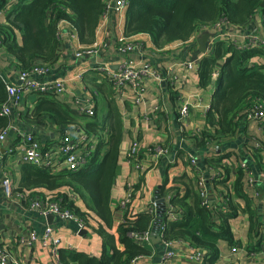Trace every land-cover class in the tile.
I'll use <instances>...</instances> for the list:
<instances>
[{"label": "crops", "instance_id": "1", "mask_svg": "<svg viewBox=\"0 0 264 264\" xmlns=\"http://www.w3.org/2000/svg\"><path fill=\"white\" fill-rule=\"evenodd\" d=\"M126 12L127 10L119 12L112 6L106 16L100 18L96 30V40L103 41L104 46L99 49L97 54L89 57L77 58L75 56L76 50L82 44L74 26L69 23L64 24L68 35L58 39V56L54 62L49 63L52 75L70 78L67 85L68 93L60 97L56 96L57 102L78 114L79 106L85 100L91 99L95 115L88 117L96 122L95 127H98V131L103 132L105 140L111 139L113 131L119 132L122 136L120 167L113 184L111 198L116 226L110 231L114 232L117 225L124 220L125 214L119 208V203L126 196L128 184L133 187L134 197L130 205L135 212L146 211L148 206L156 200L158 211L164 217L167 210L171 208L170 199L171 192H174L173 187L179 186L180 193L186 194V186L174 181L176 177L183 174L198 177L202 172L208 181L211 206L228 210V208L222 207L224 204L222 191L226 189V186L223 183L220 184L221 179L216 175H223V179H226V175H228L229 181L226 182V185L233 184L238 176V168H242L240 163L243 161H247L256 172L264 171V147L260 149L254 146V138L264 140V131H258L255 123H250L247 127V122L243 121L235 136L211 140L207 146L198 143L197 137L201 136L197 129L201 130L206 126L207 110L211 105L212 95L217 86L216 82L206 87L202 86L199 75L201 63L212 50L208 49V43L206 52H202L198 41H173L160 48L156 46L149 33L130 36L144 48L148 56L146 57L151 60L154 67L159 69L171 82L166 86H159L150 78L145 77V100L142 103L134 102L129 91H126L122 97L107 80L105 73L101 70L97 71L96 67L107 63L112 69H117L122 56L118 49V37L125 33ZM0 19L5 23L8 19L7 11L3 7H0ZM263 22L264 16L258 12L243 25L224 23L219 29L211 28L210 31L213 33L228 32L234 40L241 43L247 41L249 34L256 33L264 41ZM19 41H22V36H19ZM1 43L2 38L0 42V78L5 84L6 81L18 83L22 67ZM130 57L140 58L137 52L131 53ZM35 62V65L45 63L41 59H37ZM189 62L192 63V67L187 65ZM223 62L224 60L220 59L217 62L218 67L222 66ZM217 77L214 76V80ZM39 97V95L28 93L21 104L13 106L11 114L6 116L9 124H17L21 132L13 130L8 134L0 156V235L6 246L14 251L22 264H62L60 259L62 249L100 257L103 252V239L94 229L98 227L100 219L90 212L91 210L88 209L82 197L76 194L78 197L75 199L69 195L68 191L72 192L69 187L62 186L57 191L66 192L77 206L92 213L90 214L92 216L89 222L90 226L85 228L86 234H81V229L74 220L62 219L53 214L45 215L41 210L31 207L33 200L42 198H29L32 192L48 195L53 190L46 187L28 190L23 185V176L29 170H34L35 167L20 160L17 149L20 137H22V133L36 135L45 150L46 147H50L60 140L65 128H61L51 115L34 116L33 110ZM159 100L163 105L162 111L157 113L155 106ZM182 100L198 104V106L190 107V114L185 121L184 130L181 129L177 121L178 109ZM79 126L83 132H88L90 137L88 143L93 154L98 150L97 135L94 132H89L84 123ZM134 140H140L144 145L161 143L168 146L170 152L159 163H152L150 155L143 147L141 155L145 159L147 167L145 171H139L126 159V151ZM91 143L94 147L91 146ZM12 147L16 148L13 153L9 151ZM108 147L109 145L106 144L101 150L102 153ZM82 148H85V145L78 148L79 153L82 152ZM189 151H193L197 155L201 170L190 166L186 158ZM221 154L225 156L222 159L223 165L208 163V161L215 160L214 158H221ZM52 155L56 162L58 160L59 162H55V168H49L51 173L65 171L61 164L60 152H52ZM89 161L90 159L88 163ZM228 166L232 169L231 173L225 170V167ZM5 171H8L13 177L15 193L11 197L7 196L2 184V176ZM242 171L244 172V191L250 198L254 215L258 214L260 220L255 216V220L252 222L251 213L243 210L246 201L240 197L236 199L237 205H239L238 215L231 220L235 243L231 245L225 239L219 242L220 253L217 264H264V197L263 194L260 197L254 195L255 190L248 184L247 173L243 168ZM257 186L261 188L260 184ZM22 190H25V193H21L22 195L19 196ZM53 194L55 195L56 192L53 191ZM49 215H53V217L50 219ZM48 226L53 227L54 235L59 238L58 245L43 246L39 242L29 243L31 233L34 232L42 236ZM172 242L166 246L161 239L156 242L152 240L151 244L146 245L151 249V253L143 257L142 264H159L162 262L164 254L172 249L176 252H190L192 249L188 240ZM234 247L236 250H233ZM199 250H206L207 255L209 253L205 248ZM167 264H211V261L208 256L200 261L186 259V257L182 260L175 257Z\"/></svg>", "mask_w": 264, "mask_h": 264}, {"label": "trees", "instance_id": "2", "mask_svg": "<svg viewBox=\"0 0 264 264\" xmlns=\"http://www.w3.org/2000/svg\"><path fill=\"white\" fill-rule=\"evenodd\" d=\"M109 0H0V7L7 11L6 23L0 19L2 46L14 56L22 69H30L35 60L52 63L58 56V23L66 20L76 29L82 45L96 41V30ZM125 35L149 33L156 46L164 47L173 41H188L199 30L212 27L224 20L231 25H243L256 13L264 16V0H128ZM264 26V22H263ZM264 29V27H263ZM22 36V41H19ZM223 59L222 66L217 62ZM217 65V66H216ZM220 70L214 80V72ZM202 86L216 82L211 105L207 110V122L200 131L198 143L206 145L209 141L235 136L245 120L247 111L256 105L264 106V47L239 50L234 44L224 40L215 43L210 54L206 55L199 68ZM111 85H113L110 82ZM112 87V86H111ZM113 89V88H112ZM33 110L34 116L51 115L62 128L69 124H85L89 132L97 135L98 142L89 163L78 170L51 173L49 168L34 166L23 176V185L28 190L46 187L56 192L54 198L64 208L83 217L90 226V214L99 219L95 231L103 239V252L100 257L67 249L60 251L62 264H131L136 257H146L151 249L131 237V232L153 231L156 215L148 210L134 214L132 205L124 210V220L117 225L114 221L112 188L119 172L121 156V134L113 131L111 139L105 140L102 131L95 127L90 115L77 114L58 103L56 96H41ZM58 97V96H57ZM10 100L7 88L0 78V108ZM95 115V114H94ZM93 116V115H92ZM94 117V116H93ZM7 117L0 116V132L9 126ZM62 131V130H61ZM109 147L102 153L101 150ZM208 161L211 165H221L222 159ZM224 161V160H223ZM223 165V164H222ZM231 173V167H225ZM146 173V172H145ZM144 173V174H145ZM223 173V172H222ZM238 176L233 184H227L228 175L220 177L224 204L222 207L202 205L198 177L186 174L174 181L186 186V194L180 187H173L170 199L178 220L165 213L162 218L166 225L165 238L170 241L188 240L197 249H207L211 264H217L223 239L235 243L231 220L236 218V199L246 201L245 211L251 213V221L259 215L253 212L250 198L244 191V172L238 168ZM62 186L82 197L89 211L82 210L66 193L57 191ZM170 192V191H169ZM25 193V190L20 191ZM46 195L32 192L29 198ZM134 197V192H133ZM133 199V198H132Z\"/></svg>", "mask_w": 264, "mask_h": 264}, {"label": "built area", "instance_id": "3", "mask_svg": "<svg viewBox=\"0 0 264 264\" xmlns=\"http://www.w3.org/2000/svg\"><path fill=\"white\" fill-rule=\"evenodd\" d=\"M112 6L117 11L124 12L129 6V1L109 0L106 3V8L103 17L106 16V13ZM224 23L227 22L222 20L212 27H207L202 30H199L191 36L189 41H197V37L203 31L210 30L211 28L219 29L221 26H223ZM64 24H68V21L61 20L58 23L57 35L59 40L68 35L67 31L64 29ZM219 40H224L229 43H232L239 50L254 47H264V41L256 33L249 34L247 36V41L245 43H241L238 42V40L236 39L234 40L232 35L228 32H217L214 33L213 37L208 42V49H212L215 43ZM102 46H104V42L98 40H96L91 45H80V47L75 52V56L77 58H82L95 55L99 52V49ZM118 49L121 52L122 56L118 62L117 69H112L111 66L107 63H102L98 65L96 69L97 71L101 70L105 73V77L107 78V80L113 84L114 88L117 90V92L122 95V97L124 96L123 94L126 91H129V94L133 97L134 102L138 104L142 103L145 100V77L150 78V80L156 82V84H158L159 86H166V84L171 82L168 77H166L162 72H160L159 69L154 67L151 60L147 58L148 56L146 55L144 48L141 47L137 42L132 40L130 36H126L125 33L120 34L118 37ZM133 52H137L140 58L135 59L130 57V54ZM187 65L189 67H192L191 62H189ZM218 74L219 70H216L214 72V76H218ZM18 78V83L6 81L5 85L10 100L8 103H5L1 106V117L9 116L12 112V107L19 106L28 93L41 96L52 95L59 97L68 93L67 85L70 78L52 75L48 63L36 64L30 69H21ZM162 105V102L159 100L155 106V111L157 113L162 111ZM191 106H198V104H191L189 100H182L180 102L177 121L179 123V126L183 130L185 128V121L187 120L190 114ZM77 112L81 115H94L95 108L91 103V99L85 100L84 103L79 106ZM245 120L247 122V127L250 123H255V126L257 127L258 131H264V106L262 104H259L254 107H251L245 115ZM13 130L20 131L19 126L17 124H10L7 128L2 130V132H0V156L2 155L3 145L8 138V134ZM197 130L201 131L200 129ZM89 141L90 137L88 132H83L79 125H69L68 127H65L63 129L60 140L57 143L52 144L50 147H46L45 150L37 136L32 133H29L28 135L22 133V137H20V144L18 145L17 149L19 152L20 160H22L23 162L47 168H55L56 159L52 155V152L57 153V151H59L62 156L61 164L63 168L66 170L75 171L86 165L92 155V149L90 148V144L88 143ZM83 145H85V148H82V152L79 153L78 148ZM91 146L94 147L92 143ZM254 146L255 148H263L264 140L254 138ZM143 147L146 148L147 154L150 155V160L152 163H159V161L170 152L169 147L166 145H162L161 143H148L144 145L140 140H134L131 146L126 151V159L135 169L139 171H145L147 167L144 161L145 159L141 155V150ZM15 149L16 148L12 147L9 149V151L13 153ZM186 158L192 168L201 170L199 165V159L193 151L187 152ZM58 162L59 160L56 163ZM240 166L247 173L248 184L255 190L254 195L256 197H260L261 194H263L264 197V171L256 172L250 167L247 161L241 162ZM216 176L221 178L220 174H217ZM207 182V178L201 172L198 176V186L202 196V205L210 207L212 202L211 197L209 195ZM2 184L7 196H13L15 193L13 177L8 171H5L2 176ZM257 184H260L261 188H259ZM127 187L128 191L126 193V196L122 200H120L119 203V208L123 213H125L124 210L132 202L134 192L131 184H128ZM68 193L71 197H74L75 199L78 197L73 192L68 191ZM20 195L22 194L20 193L19 196ZM54 196L55 195L53 194V191H51V193L46 195L45 199L37 198L33 200L31 203V207L41 210L42 213L45 215L53 214L62 219L74 220L81 230L89 227L88 222L83 217L79 216L74 211L68 208H64L61 205L60 201L56 200ZM147 210L152 213H155L156 218L159 217L158 202L156 200H154L148 206ZM132 212L134 214L137 213L134 211V209H132ZM166 213L173 220L179 219L178 215L174 212L172 206L169 210H167ZM161 218H163V215ZM162 223L163 221L161 222L159 227L160 238L166 246H169L173 242L165 238L166 225ZM130 235L133 239H135L141 244L148 245L152 243L151 230H147L144 232H131ZM38 242L41 243L43 246H50V244H53L55 246L60 243V240L54 235L53 227L48 226L42 236H39L34 232L31 233L29 237V243L34 244ZM190 247L192 248L190 252H176L173 249L167 251L163 256L162 262L159 264H167V262L175 259V257H179L182 260H184V258L186 257V259L200 261L208 256L206 250H199L192 245ZM233 250H236V248L234 247ZM141 261H143V257H136L132 260L131 264H142ZM0 264H22L20 259L14 253V251H12L9 246H6L5 241L1 235Z\"/></svg>", "mask_w": 264, "mask_h": 264}, {"label": "water", "instance_id": "4", "mask_svg": "<svg viewBox=\"0 0 264 264\" xmlns=\"http://www.w3.org/2000/svg\"><path fill=\"white\" fill-rule=\"evenodd\" d=\"M117 1V0H115ZM214 33L211 32L210 30H206V31H203L198 37H197V41H198V44H199V48L202 52H206V45L207 43L210 41V39L213 37ZM53 215H49L48 218H52ZM162 214L159 213V217L156 219L155 221V225H154V228H153V231H152V240L153 241H158L160 240V232H159V227H160V224L162 222ZM87 233V230L86 229H82L81 230V234H86Z\"/></svg>", "mask_w": 264, "mask_h": 264}]
</instances>
